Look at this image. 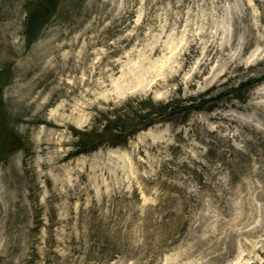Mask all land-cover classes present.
Returning <instances> with one entry per match:
<instances>
[{"label":"rangeland","instance_id":"rangeland-1","mask_svg":"<svg viewBox=\"0 0 264 264\" xmlns=\"http://www.w3.org/2000/svg\"><path fill=\"white\" fill-rule=\"evenodd\" d=\"M0 264H264V0H0Z\"/></svg>","mask_w":264,"mask_h":264},{"label":"trees","instance_id":"trees-1","mask_svg":"<svg viewBox=\"0 0 264 264\" xmlns=\"http://www.w3.org/2000/svg\"><path fill=\"white\" fill-rule=\"evenodd\" d=\"M156 113H158L159 115H165L166 113H163V111L160 110H156ZM118 121H116L115 123H117ZM152 124V122H150ZM114 123L110 124L106 129H104L101 133L97 134L95 136V140L92 142L93 147H98L99 145H101L102 143H105L106 141L110 142V143H114V141L117 139H120L123 134L124 131H119L117 132V134H114L113 131L115 130V128H117V126L113 127ZM113 125V126H112ZM133 126H137V124L135 125L132 124L131 127ZM83 136H88V134H83Z\"/></svg>","mask_w":264,"mask_h":264}]
</instances>
